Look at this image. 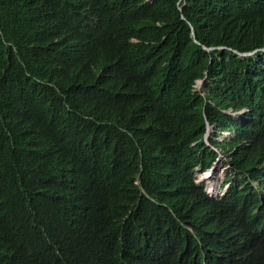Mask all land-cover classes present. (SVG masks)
Segmentation results:
<instances>
[{"label":"trees","instance_id":"trees-1","mask_svg":"<svg viewBox=\"0 0 264 264\" xmlns=\"http://www.w3.org/2000/svg\"><path fill=\"white\" fill-rule=\"evenodd\" d=\"M234 1L192 18L197 43L148 0H0V264H264V58L235 52L264 48V0ZM208 124L230 137L191 161L222 156L227 194L187 185L175 215L169 193L130 207L116 170L170 163ZM154 134L174 153L147 149ZM243 200L247 227L200 212Z\"/></svg>","mask_w":264,"mask_h":264},{"label":"clouds","instance_id":"clouds-1","mask_svg":"<svg viewBox=\"0 0 264 264\" xmlns=\"http://www.w3.org/2000/svg\"><path fill=\"white\" fill-rule=\"evenodd\" d=\"M151 4L152 11L162 14L170 23L173 31L177 33L178 26L189 25L191 29L192 38L195 42L200 43L196 37L197 27L193 24L192 18L199 17L201 21H204L208 26L213 22V15L210 8V3L213 0H148ZM207 51L222 48L221 46L208 47L203 45ZM236 54L241 59L257 58L258 52L263 55L264 48H256L254 50L239 52L235 50ZM213 59L210 60V63ZM203 80H199L194 85L195 91H203ZM201 84L199 88L198 85ZM162 86L157 82H149V87L156 88ZM246 110L237 114L244 113ZM215 128L208 124V132L202 139L192 138L189 146L183 152L175 155L172 162L160 165L158 167L148 168L146 171H142L135 178L128 180L123 178L121 171L116 170L114 178L118 190L124 195L125 201L130 204V207H137L140 205H147L149 208H158L156 196L159 193H169L173 198L175 211L178 210V200L181 191L187 185L203 186L206 193L216 199H220L221 196L226 195L229 187L225 185L227 180V172L231 169L228 163L223 162L222 156L214 162V164L207 169H202L199 165L191 161V159L200 153L202 148H209L211 151L219 152V145L225 144L226 139L230 137V132L222 131L219 134L213 135ZM146 148L155 151L160 156H167L174 153V146H170L171 141L169 137L162 134H154L148 136L145 139ZM214 142V143H211ZM203 143V147L200 144ZM173 145V144H172ZM220 163L223 168V178L220 183L219 190L213 184L207 186L206 180H213L215 178L214 170L216 165ZM155 165V161L150 164ZM208 187L211 189L209 190ZM152 200L154 204H150ZM249 201H238L235 203H222L220 201H213L203 203L200 206V212L208 218H211L215 222H228L237 221L240 225L245 226V223L241 222L236 217V213L239 209ZM262 231H264V225H262ZM209 248L213 251H225L227 248V237L225 234H214L209 239Z\"/></svg>","mask_w":264,"mask_h":264},{"label":"rangeland","instance_id":"rangeland-1","mask_svg":"<svg viewBox=\"0 0 264 264\" xmlns=\"http://www.w3.org/2000/svg\"><path fill=\"white\" fill-rule=\"evenodd\" d=\"M198 87L200 88L201 87V84L198 85ZM226 168H223V166L220 165V163H218L215 167V170H214V174H215V178L213 180H206V184L207 186H209V183L210 185L213 184L217 187V189L219 190V186H220V183L222 182L221 178H223V170H225ZM209 190H211L209 187H208ZM220 191V190H219Z\"/></svg>","mask_w":264,"mask_h":264},{"label":"bare ground","instance_id":"bare-ground-1","mask_svg":"<svg viewBox=\"0 0 264 264\" xmlns=\"http://www.w3.org/2000/svg\"><path fill=\"white\" fill-rule=\"evenodd\" d=\"M107 1V0H106ZM236 1V0H235ZM234 1V2H235ZM107 3H109V2H107ZM23 12V11H22ZM220 16V15H219ZM116 47H118V46H116ZM122 48V47H121ZM121 51V50H120ZM260 59V58H259ZM125 62V61H124ZM200 64V63H199ZM189 68V67H188ZM199 69V68H198ZM203 69H204V66H203ZM237 69V68H236ZM235 69V70H236ZM212 70V69H211ZM115 72V71H114ZM186 72V71H185ZM244 72V71H243ZM214 74V73H213ZM218 74V73H217ZM216 76V75H215ZM250 77V76H249ZM262 77V76H261ZM210 78V77H209ZM112 81V80H111ZM232 81V80H231ZM205 83V82H204ZM215 84V83H214ZM32 86V85H31ZM48 86V85H47ZM218 86V85H217ZM215 87V86H214ZM48 88V87H47ZM28 89V88H27ZM206 89V88H205ZM239 95V94H238ZM259 95V94H258ZM56 99V98H55ZM55 99H53V100H55ZM53 100H52V102H53ZM51 102V101H50ZM51 102V103H52ZM43 105V104H42ZM45 106V105H44ZM255 107V106H254ZM52 110H53V108H52ZM46 112V111H45ZM42 113V112H41ZM43 114V113H42ZM258 114V113H257ZM216 132V131H215ZM237 132V131H236ZM234 136V135H233ZM264 155V154H263ZM264 157V156H263ZM258 167V166H257ZM252 171V170H251ZM232 178V177H231ZM243 184V183H242Z\"/></svg>","mask_w":264,"mask_h":264}]
</instances>
